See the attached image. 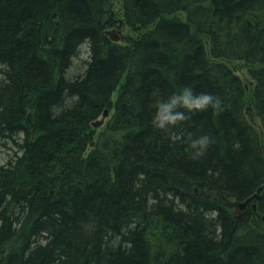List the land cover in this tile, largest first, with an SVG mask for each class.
Instances as JSON below:
<instances>
[{
  "label": "trees",
  "instance_id": "16d2710c",
  "mask_svg": "<svg viewBox=\"0 0 264 264\" xmlns=\"http://www.w3.org/2000/svg\"><path fill=\"white\" fill-rule=\"evenodd\" d=\"M0 151V264H264V0H0Z\"/></svg>",
  "mask_w": 264,
  "mask_h": 264
},
{
  "label": "clouds",
  "instance_id": "9594fccd",
  "mask_svg": "<svg viewBox=\"0 0 264 264\" xmlns=\"http://www.w3.org/2000/svg\"><path fill=\"white\" fill-rule=\"evenodd\" d=\"M155 106L156 112L152 122L156 127L166 129L186 119L187 113L182 109H188L189 111L204 110L211 106L219 110L221 99L210 92L201 91L196 93L191 86L185 85L178 91L173 92L167 99H157ZM209 142L210 137L207 134L191 140L193 148H196L198 153L203 152Z\"/></svg>",
  "mask_w": 264,
  "mask_h": 264
},
{
  "label": "rangeland",
  "instance_id": "374dc122",
  "mask_svg": "<svg viewBox=\"0 0 264 264\" xmlns=\"http://www.w3.org/2000/svg\"><path fill=\"white\" fill-rule=\"evenodd\" d=\"M123 32H125L126 34H129V30L127 28H123L122 29ZM114 31V30H113ZM83 57H86L83 55ZM77 62L80 64V62L77 60ZM227 64L229 66H231V68L238 73L243 79L244 81L247 83V87H249V89L251 90L252 87L254 86V80L251 78V75L249 74V69L251 68V64H249L247 61L244 60H231L228 61ZM251 109L249 110V118L254 121L256 123V125H260V121L259 118L257 116V114L255 113L254 109H252V107H250ZM112 115V112L110 113L109 117ZM109 117L107 118V120L109 119ZM102 116L99 117V119H101ZM106 120V121H107ZM103 126L98 127L97 131H100L102 129ZM10 153H6V151H0V165H2L9 157H10ZM250 207V206H249ZM238 211H241V209L239 207ZM256 223L258 224V226H264V218L262 217L259 218L258 216L255 218Z\"/></svg>",
  "mask_w": 264,
  "mask_h": 264
},
{
  "label": "bare ground",
  "instance_id": "6f19581e",
  "mask_svg": "<svg viewBox=\"0 0 264 264\" xmlns=\"http://www.w3.org/2000/svg\"><path fill=\"white\" fill-rule=\"evenodd\" d=\"M114 30V31H113ZM113 30H111L110 31V35L112 36V38H113V35H115V34H117L119 31H122V33L123 34H125L127 37H128V40H129V36H128V34H126L125 32H123V30L121 29V28H116V29H113ZM118 40H121V39H118ZM127 40V41H128ZM126 41V40H125ZM249 116V115H248ZM250 119V118H249ZM107 121H105L101 126H104L105 125V123H106ZM101 126H99V127H101ZM95 129H98V127H94ZM94 145H95V140H92L91 141V143H90V146L91 147H94ZM259 196V194L258 193H255L253 196H251V197H248L247 199H245V200H243V201H240V203H244V202H247L246 203V205L242 208V207H240V206H238L240 209H241V211H238V208L236 207L235 208V212H236V214H240V213H242V211H244V209H246L247 207H249L250 205H251V202H252V200L254 199V198H257ZM249 200V201H248ZM253 207L256 209V205L254 204L253 205ZM264 218V217H263Z\"/></svg>",
  "mask_w": 264,
  "mask_h": 264
},
{
  "label": "water",
  "instance_id": "95a60500",
  "mask_svg": "<svg viewBox=\"0 0 264 264\" xmlns=\"http://www.w3.org/2000/svg\"><path fill=\"white\" fill-rule=\"evenodd\" d=\"M113 39L114 40H118V39H121V40H128V37L122 33V31H119L117 34L113 35ZM109 116V109H106L102 115V118L101 119H98V120H95L93 122V126L94 127H99L101 126L105 121L106 119L108 118ZM259 197V196H258ZM249 201V200H248ZM247 202H244V203H239V206L240 207H244L246 205Z\"/></svg>",
  "mask_w": 264,
  "mask_h": 264
}]
</instances>
